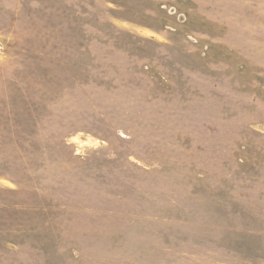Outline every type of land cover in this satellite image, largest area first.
<instances>
[{
	"label": "rangeland",
	"instance_id": "374dc122",
	"mask_svg": "<svg viewBox=\"0 0 264 264\" xmlns=\"http://www.w3.org/2000/svg\"><path fill=\"white\" fill-rule=\"evenodd\" d=\"M0 264H264V0H0Z\"/></svg>",
	"mask_w": 264,
	"mask_h": 264
}]
</instances>
